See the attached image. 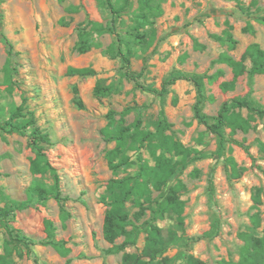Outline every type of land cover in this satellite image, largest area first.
Listing matches in <instances>:
<instances>
[{
    "label": "rangeland",
    "instance_id": "374dc122",
    "mask_svg": "<svg viewBox=\"0 0 264 264\" xmlns=\"http://www.w3.org/2000/svg\"><path fill=\"white\" fill-rule=\"evenodd\" d=\"M160 2L162 15L148 28L145 41L129 40L132 52L130 70L141 74L139 86L160 90L170 78L184 75L204 76V92L212 101H205L202 113L213 118L226 101L248 95L257 106L264 107V75L239 77L234 89L222 92L219 85L232 78L231 69L218 62L226 53L238 60L247 45L257 43L264 49V0H156ZM78 8L77 13H66V7ZM139 6L131 0L127 11L112 15L104 5L95 0H0V33L12 44L10 64L16 70L13 92L8 93L0 84V122L11 116L13 106L22 105L23 112L33 120V126L21 135L0 132V209L11 201H25L33 176L29 164L35 154L30 147L29 135L33 129L46 134L49 145L45 154L59 177L61 195L66 198L63 209L68 214L60 219V205L50 199L43 204L32 203L27 209L16 211L9 225L33 240L45 237L43 222L51 220L56 228L55 238L66 242L70 248L67 258L71 264H121L122 255L140 253L144 247L148 224L157 225L164 236L176 232L180 240L165 256L174 264H182L186 256H192L204 264L237 262L244 244L241 234L261 237L264 230V119L256 118L254 129L247 133L238 131L232 138L248 148L227 143L225 153L231 149L238 168L237 179H229L224 157L220 154L218 138L193 118L196 101L194 85L177 80L167 87L163 96L148 93L123 77V64L110 59L104 50L116 41L113 35H92L99 48L85 54L73 50L77 41V26L87 20L97 21L115 28L125 40V32L134 25ZM229 26L236 48L232 51L212 39L221 35ZM251 26L253 33H243ZM194 41L205 45L195 50ZM125 50V47H122ZM6 46L0 38V81L6 64ZM248 66V65H247ZM69 67L91 68L95 76L70 77ZM221 72L214 80L207 77ZM97 82L113 84L118 93L109 97H96L93 88ZM82 102L77 107L74 100ZM176 100V103L174 101ZM130 108L125 116L129 125L139 116L142 129L153 130V123L161 116L170 128L166 131L184 146L200 152L202 158L177 172L162 193L154 192L152 198L161 200L171 186L178 182L184 188L179 197L184 201L183 226L178 228L174 218L166 215L152 221L147 210L139 220L133 218L137 211L131 205L130 218L142 228L136 244L123 252L110 253L112 245L102 237V224L106 207L100 202L106 185L113 178L133 175L137 172L136 154L129 152L134 165L121 169L114 176L105 159L107 150L114 143H106L102 130L108 123L109 110L117 113ZM241 114L247 115L242 109ZM119 119V115L116 116ZM202 135L200 143L198 137ZM143 158L148 159L145 149ZM214 185V201L207 192L208 180ZM50 183L51 177L44 179ZM261 189V203L254 206L252 194ZM257 215L259 225L252 217ZM4 223L0 222V253L6 239ZM119 238L116 244H121ZM18 244V243H17ZM40 263L64 264L49 247H32ZM18 264H35L32 259H16Z\"/></svg>",
    "mask_w": 264,
    "mask_h": 264
},
{
    "label": "trees",
    "instance_id": "16d2710c",
    "mask_svg": "<svg viewBox=\"0 0 264 264\" xmlns=\"http://www.w3.org/2000/svg\"><path fill=\"white\" fill-rule=\"evenodd\" d=\"M64 3L66 0H58ZM99 6H106L112 15H116L127 11L131 4V0H95ZM139 6L134 17V25L125 32L127 40L123 39L115 28L109 25H103L97 21L87 20L85 24L77 26V41L73 50L78 54H85L92 48L101 47L100 44L94 43L91 39L92 35H113L116 41L109 45L104 54L110 59H119L123 66V77L128 81L139 86L138 80L141 74H136L130 70V59L132 52L129 47L130 40L145 41L148 28H152L154 20L162 15L160 2L156 0H138ZM66 13H77L78 8L74 6L66 7ZM264 24V18L261 19ZM243 33H253L251 26L242 29ZM213 40L226 46L232 51L236 48L237 41L234 39L231 28H227L221 35H212ZM0 38L6 46L7 60L3 67L2 78L0 84L6 87L8 93L13 92L15 68L11 66L10 59L13 55L12 44L7 38L0 33ZM125 47L123 50L122 47ZM193 48L195 50H204L205 45L194 41ZM218 62L224 64L231 69L232 78L229 81L220 83L219 88L222 92H228L234 89L237 79L247 74L251 79L256 75H264V49L257 43H251L246 46L238 60L234 59L226 53H222L218 57ZM248 65V66H247ZM221 72L207 77L208 81L216 79ZM67 75L70 77H90L95 76L96 71L91 68H72L69 67ZM177 80H185L191 82L196 89V101L193 106V118L206 127V130L214 134L218 138L220 154L224 157L226 171L229 179H237L240 176L241 169L238 168L234 158L231 156V149L228 148L225 153V145L227 143L234 144L242 148L245 152L248 148L242 143L232 138H227L224 134L225 129H229V136L235 135L238 131L247 133L254 129L253 123L256 118L264 119V107L257 106L248 95L236 97L226 101L220 107L217 115L210 118L202 113V107L205 101H212V96L207 97L204 92V76L202 75H184L180 77L170 78L165 82L160 90L155 88H145L139 86L140 89L154 94L163 96L167 92V87L171 86ZM119 88L113 84L103 85L97 82L93 88L96 97H109L118 93ZM77 107L82 108V102L78 99L74 100ZM176 103V100L174 101ZM247 111V115L243 116L241 110ZM131 111L130 108L124 109L117 113L109 110L106 118L108 123L102 130V137L106 143H114L113 148L105 153L108 168L114 176H117L121 169H129L134 165V161L128 154L132 152L136 154L137 172L133 175H127L121 178L111 179L105 187L103 194L100 196V202L106 207L103 224L102 237L105 242L112 245L110 253H120L127 246L136 244L139 233L142 228L136 226L130 218V208H136L133 214L135 220L145 215L149 210L151 212L152 221L162 220L166 215L174 218L178 228L183 226V210L184 201L180 199L179 192L184 188L183 184L178 182L171 186L167 194L161 199L152 198L154 192L162 193L169 180L177 173L185 170L194 161L202 158L199 151L184 146L180 141L176 140L172 135L166 133L170 128V124L164 116H161L154 122L153 130L142 129V120L139 116L132 124H125V116ZM119 115V119L116 116ZM33 126V120L28 113L23 112L22 105L13 106L9 119L0 122V132L5 134H25L28 129ZM202 135L197 141L200 143ZM30 147L35 156L29 164L30 173L33 180L27 189V199L25 201H11L9 205L0 209V222L4 223L6 231V239L3 241L2 252L0 253V264H18L16 259H22L24 256L32 259L35 264L40 263L37 255L32 247L49 246L56 253L66 258L64 264H71L70 248L66 246L63 240L55 238L56 228L53 221L45 220L43 222L45 237L40 240H33L25 235H20L9 225L10 220L15 217L16 211L27 209L32 203L43 204L52 199L60 205V219L65 221L68 214L63 209V203L66 201L61 195L59 187V177L56 170L51 165L45 154L44 145H49V138L46 134L40 133L37 129H33L29 135ZM145 149L148 159L143 158L142 149ZM51 177L50 183H47L45 177ZM207 192L211 201H214V185L210 178L208 180ZM261 189H256L252 194L254 206L261 203ZM254 226L259 225L257 215L252 217ZM146 232L145 243L140 253H127L122 255L121 264H174L173 259L165 256V253L174 247L180 238L176 232L169 231L167 236L162 234L161 229L155 224H148V228H143ZM244 244L240 250V257L237 262L222 261L221 264H264V230L261 237L250 234H241ZM119 238H123L121 244H116ZM18 243V244H17ZM182 264H204L192 256H186Z\"/></svg>",
    "mask_w": 264,
    "mask_h": 264
}]
</instances>
